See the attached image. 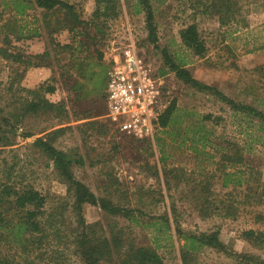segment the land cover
Returning a JSON list of instances; mask_svg holds the SVG:
<instances>
[{"label":"rangeland","instance_id":"obj_1","mask_svg":"<svg viewBox=\"0 0 264 264\" xmlns=\"http://www.w3.org/2000/svg\"><path fill=\"white\" fill-rule=\"evenodd\" d=\"M68 1L76 5L84 19L90 18L95 9V0ZM150 4L156 26L155 43L148 38L146 13L141 5L137 0H124L119 16L103 25L107 37L100 40L95 47L97 50L90 46L78 55L85 56L88 51L95 59L99 51L102 52L100 64L104 66L106 84L112 42L120 41L130 25L140 53L164 78L167 105L175 99V116L184 119L183 125L206 117L205 127L213 132L209 141L195 143L191 132L183 136L172 126H159L154 141L121 135L106 117L105 84L98 94L80 101H76L67 89L62 71L72 50L63 45L71 41L72 32L55 31L52 42L46 33L48 28H45L42 9L33 8L18 15L4 8L0 0V47L28 55L42 53L45 49L49 51V55L40 60L44 65L26 69L21 85L35 88L44 84V89L54 86L55 92H46V96L52 101L63 99L68 111L59 117L43 112L26 115L18 126L13 144L0 146V179L6 168H11L15 181L29 183L46 194L47 207L67 204L69 208L72 198L66 184L58 178L51 161L33 144L36 137H52L57 148L81 157L82 162L74 164L75 176L97 197L142 211V214L135 211L140 221H133L107 214L98 205L85 206L84 216L88 223L99 222L108 227L114 224L116 230L123 228L125 237L121 250L132 240L155 247L165 264H181L180 245L184 240L177 238L175 225L178 224L185 232L217 229L222 241L233 251L264 259V246L255 247L242 236V231L250 228L264 232V189L261 185L264 182V130L255 123L248 134L243 133L237 120L241 116L235 115L227 103L215 95L178 79L168 68L163 54L166 51L173 60L183 62L195 78L215 86L225 95L258 105L257 99L264 98V0H239L241 20L226 25H220L217 16L196 7L195 0H150ZM12 17L22 27L24 36L21 39H16L14 32H8L4 26L7 19L15 23ZM47 17L51 21L54 19L52 15ZM191 22L198 23L208 48L203 57L194 55L181 42L180 29ZM93 28L88 29L90 33L96 31ZM7 32L8 42L4 40ZM101 35V32L96 34L98 38ZM16 67L17 63L10 64L0 54V104L5 111L15 106V97L25 93L17 92V83H13L16 96L8 89ZM260 107L264 109V104ZM86 113L90 117H83ZM27 132L33 136H25ZM229 139L244 146L243 168L254 174L251 176L253 191L249 196H244L245 185L224 183L227 164L223 168L226 162L222 155L227 152ZM256 178L260 181L256 182ZM207 200V212H203L200 204ZM229 201L236 207L234 217L227 216ZM64 215L65 224L70 226L72 211H65ZM165 215L170 218L171 227L161 218ZM66 254L74 264H82L70 242ZM192 254L194 264H255L253 260L211 247H202Z\"/></svg>","mask_w":264,"mask_h":264},{"label":"trees","instance_id":"obj_2","mask_svg":"<svg viewBox=\"0 0 264 264\" xmlns=\"http://www.w3.org/2000/svg\"><path fill=\"white\" fill-rule=\"evenodd\" d=\"M123 1L95 0V9L91 17L84 19L76 9V5L68 0H1L4 8H10L14 14L18 15L33 8L42 9L45 28H48L46 33L52 42L55 31L67 29L72 32L71 41L63 45V48L71 49L72 53L66 65H63L62 76L67 89L73 93L76 101L82 100L83 97L98 94V91L105 84L104 66L100 64L102 52L99 51L95 59L88 51L85 56L78 54L81 50L86 51L90 46L95 48L100 44L101 39L104 40L107 37H105L103 25L119 16ZM137 2L146 13L148 38L155 43L157 34L150 0H137ZM195 6L202 8L204 13L217 16L220 25L241 20L239 0H195ZM48 15H52L54 19L51 21V18L47 17ZM11 19L15 23H10V19H7L8 21L4 23L5 28L8 32H14L16 39L23 38L24 33L21 25L17 24L14 17ZM90 27H94L97 32L90 33L88 30ZM8 32L4 35L6 42H8ZM98 32L102 34L99 38L96 36ZM179 35L182 44L194 55L205 56L208 48L201 36L197 22H191L181 28ZM95 50L97 49L95 48ZM163 52L165 63L178 79L200 91H207L215 95L227 103L235 115L241 116V119L237 120L243 133L248 134L255 123L264 130V109L260 107L261 104H264V98L257 99L260 101L258 105L252 102L237 101L225 95L215 86L195 78L183 62L173 60L166 51ZM0 54L10 64L17 63L15 76L8 85L12 96L15 95L13 83H17V92L18 90L20 93L25 92L15 97V106L11 107L10 111H5L0 104V146L4 147L13 144L18 126L26 115H36L43 112L59 117L62 114H68V111L63 99L52 101L46 96V92H55L54 86H47L44 89V84L35 88L21 85L27 68L44 65L40 60L49 55L47 49L42 53L28 55L19 51H10L8 47L1 46ZM164 72L162 71V73ZM104 88H106V84ZM104 94L106 97V89ZM176 110L177 105L173 99L160 115L159 126H172L177 129V132L181 131L183 136L191 132L193 134L192 140L195 143L205 144L209 141V135L213 132L212 129L205 127L206 117L183 125L184 119L176 118ZM83 117H90V115L86 113ZM25 136L30 137L33 134L27 132ZM154 138H142V140L154 141ZM33 144L51 161L58 178L66 184L72 201L69 208H67V204L64 207H47L46 194L29 183L15 181L12 177L11 168H6L4 177L0 179V264H74L66 254L68 242L73 244L74 253L78 255L82 264H103L104 262L165 264L153 246L140 245L130 240L126 248L121 250L124 247L123 238L125 237L123 228L116 230L117 226L114 224L108 227L99 222L88 223L84 216L85 206L91 204L100 206L107 214L140 221L139 215L136 214H142L140 209L124 207L114 204L106 198L97 197L87 184L75 176L74 164L81 163V157L75 156L70 151L57 148L52 142V137H36ZM192 148L194 147L192 146ZM222 158L226 162L223 168L227 164V171L224 172V183L235 186L245 185L244 196H249V192L253 191L251 178L254 174L252 170L247 171L243 168L245 167L244 146L237 141L227 140V152L223 153ZM255 180L259 182L260 178ZM261 185L264 189V182ZM228 195L231 196L230 193ZM205 197L209 199L207 193H205ZM207 203L208 200L200 204L203 212H207ZM235 208L233 201L227 202V216L234 217L237 213ZM65 211H72V224L70 226L65 224ZM161 218L164 219L168 227H171L170 218L167 215ZM175 232L177 238L184 240L180 245L181 264H194L195 257L192 253L198 252L202 247H211L227 254L243 257L248 261L253 260L255 264H264V259L260 256L233 251L229 245L222 241L217 229L201 233L185 232L176 224ZM242 236L255 247L264 246V232L261 230L245 229L242 231ZM5 250L8 253H5ZM11 250H13L12 254L10 253ZM115 256L116 258H114Z\"/></svg>","mask_w":264,"mask_h":264},{"label":"built area","instance_id":"obj_3","mask_svg":"<svg viewBox=\"0 0 264 264\" xmlns=\"http://www.w3.org/2000/svg\"><path fill=\"white\" fill-rule=\"evenodd\" d=\"M114 40L106 81V117L121 135L153 138L167 107L164 78L140 53L130 25Z\"/></svg>","mask_w":264,"mask_h":264},{"label":"crops","instance_id":"obj_4","mask_svg":"<svg viewBox=\"0 0 264 264\" xmlns=\"http://www.w3.org/2000/svg\"><path fill=\"white\" fill-rule=\"evenodd\" d=\"M23 84H25V83H23ZM25 85H26V84H25ZM26 86L31 87V85H26Z\"/></svg>","mask_w":264,"mask_h":264}]
</instances>
